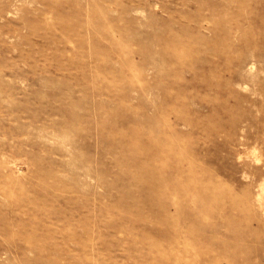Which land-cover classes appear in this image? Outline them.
<instances>
[{
    "label": "rangeland",
    "instance_id": "obj_1",
    "mask_svg": "<svg viewBox=\"0 0 264 264\" xmlns=\"http://www.w3.org/2000/svg\"><path fill=\"white\" fill-rule=\"evenodd\" d=\"M0 264H264V0H0Z\"/></svg>",
    "mask_w": 264,
    "mask_h": 264
},
{
    "label": "bare ground",
    "instance_id": "obj_2",
    "mask_svg": "<svg viewBox=\"0 0 264 264\" xmlns=\"http://www.w3.org/2000/svg\"><path fill=\"white\" fill-rule=\"evenodd\" d=\"M260 197V196H259Z\"/></svg>",
    "mask_w": 264,
    "mask_h": 264
}]
</instances>
